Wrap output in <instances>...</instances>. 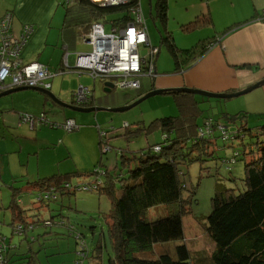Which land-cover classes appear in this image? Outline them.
<instances>
[{"label":"rangeland","instance_id":"374dc122","mask_svg":"<svg viewBox=\"0 0 264 264\" xmlns=\"http://www.w3.org/2000/svg\"><path fill=\"white\" fill-rule=\"evenodd\" d=\"M200 1L169 0L168 21L166 25H163L162 21L154 16L156 15V0H140L150 41L159 50L155 60L157 68L155 79L159 74L164 73L163 78L171 84H178L181 81L182 70H176L174 57L167 44L162 40L166 30L170 31L176 45L181 49L191 48L200 39L209 36L208 29L210 28H206L204 25L194 29L182 27L183 24H187L189 20L195 18L196 7L193 4L199 5ZM61 7L65 14V7ZM117 16L118 14H111L106 17L107 21L102 19L103 22L105 21L107 33L111 32V20ZM71 48L70 60L73 62L75 53L89 51L91 46L80 39ZM59 51L61 52L60 48ZM140 51L143 56L149 57L150 47H141ZM152 79V77H144L142 84L147 85ZM104 82L94 80L87 73L79 75L76 72L66 71L63 74H56L52 78L50 91L60 99L70 102L80 86H88L92 90L98 106L117 107L126 105L129 101L132 103L137 99L135 96L138 91L136 90H122L115 87L111 92H106ZM173 87L181 86L174 85ZM262 88L263 86H260L230 99L193 94L200 101L201 110H197L195 116L199 125H203L204 118L207 116L214 117L231 130L247 122L243 143L236 141L232 147L229 142H224L221 137H218L213 140L214 143L210 148L211 155H204L203 159L188 165H181L186 173L187 184L193 185L196 190V202L192 205V212L183 217V224L184 240L192 250L193 260L197 263L210 264L211 261L207 258L214 247V242L202 224L205 223L206 217L212 209L211 199L215 194L217 184L234 188L236 192L245 189V162L257 155L259 141L262 139L260 130L264 125V113L255 114L256 111L264 109L261 96ZM144 89L145 87L140 92H143ZM25 91L34 92L35 90L19 92ZM184 94L191 95L192 93L155 95L121 112L108 110L79 112L58 105L51 98L47 99L44 108L42 104L36 103L39 109L28 111L35 115L45 112L49 123L64 122L68 118H73L79 128L72 130L38 123L32 128L29 123L21 120L19 113H15L12 111L13 109L10 110L14 103L13 94L0 97V115L2 116L0 118V178L2 180L0 186V230L5 232L8 237L11 236L12 218L8 209L13 193L11 186H27L30 181L55 173H71L68 181L72 184L94 181L101 177L97 172H103L104 169L114 174H126L128 167H124L122 155L132 157L147 149L149 145L162 141L161 127L150 128V125L158 118L179 116L181 107L178 98L181 99ZM108 102L110 105H107ZM126 122L130 125L129 130L139 129V132L134 136H126L122 128ZM99 125L105 129L116 127L115 130L108 133L109 145L106 142H100ZM220 132L219 129H216L214 136H219ZM235 149L240 150L237 161L224 163L222 160L231 157ZM133 164L134 161L131 166ZM35 193L19 192V198L24 202L23 208L28 212L30 218L36 219V215L42 219L53 217L54 221L63 218L68 222V225L75 227L76 232L84 235L89 252L88 257L84 255L80 257L75 254L78 247L77 240L71 234L69 226L56 224L51 227L38 226L31 231L32 235L39 237L32 242V246L35 250H40L37 256L40 253L42 264H110L109 258L114 253L105 220V214L111 206V199L107 195L100 194L96 190L71 191L70 194L64 195L62 200L60 198L50 206L36 208V205L32 204ZM151 214L153 216L165 214V206L152 208ZM14 238L18 240L17 236ZM99 240L103 243V247L102 254L98 257L95 246ZM181 242L183 240L160 243L156 246L154 254L157 255L163 249L174 254L176 245ZM198 250H202L204 254L202 258L205 260L201 261V255L197 253ZM53 253L57 254L51 256ZM46 255L51 256L50 261H47ZM75 255L82 261H74Z\"/></svg>","mask_w":264,"mask_h":264},{"label":"trees","instance_id":"16d2710c","mask_svg":"<svg viewBox=\"0 0 264 264\" xmlns=\"http://www.w3.org/2000/svg\"><path fill=\"white\" fill-rule=\"evenodd\" d=\"M137 3L136 1L134 4ZM63 5L65 20L62 36L71 47L76 43V39L80 40L82 34L89 32L94 21L103 22L102 19L107 21L108 15L118 14L111 23L124 26L133 18L130 5L104 7L93 0H64ZM168 8V0H156L154 16L160 19L163 25L168 21ZM209 23L211 16L203 14L183 24L182 27L194 29ZM230 28L232 27H228L226 32ZM165 33L162 40L172 53L176 70L179 71L188 68L216 43L214 39H205L191 48L181 49L176 45L170 31L166 30ZM142 87L136 90L138 91L136 98L148 92V90L140 92ZM182 96L181 99L178 98L181 107L179 116L158 118L150 125V128L161 127L162 141L149 145L147 149L132 157L122 155L123 165L125 168L128 167L126 174H114L104 169L103 172H97L101 177L94 181L72 184L68 181L71 173H55L30 181L27 186H11L13 193L8 209L11 212L12 233L8 237L0 230V264H39L41 258L40 253L38 256L37 253L40 250H35L32 246V242L39 237L32 235L31 231L38 226L51 227L53 224L69 226L71 234L77 240L76 244L80 247L79 249L77 247L75 254L88 257L86 239L82 233L75 231L73 225H68L63 218L54 221L53 217L42 219L36 215V219H31L23 208V200L19 198V192H36L32 204L39 208L50 206L60 198L62 200L64 195L78 190H96L111 199V206L105 214L114 253L109 258L110 264H204L201 262L204 259L202 250L197 251L198 255H201V263H197L193 260L192 250L184 240L183 217L192 212V205L196 202V190L193 185L187 184L186 173L181 165H188L203 159L204 155H211L213 140L218 137L224 142H229L232 147L236 141L243 143L247 122L232 130L229 139H224L221 132L219 136H214L216 129L221 131L219 125L224 124L212 116H207L203 125H199L195 116L197 110H201L200 101L193 94ZM72 102L76 104L74 99ZM77 105H96L95 98L93 97L89 103ZM23 113L30 112H21V120ZM211 117L215 122L211 132H202L205 131L207 120ZM129 127L127 122L122 125L126 136H134L139 132V129L129 130ZM98 128L100 142L109 145L108 133L116 127L105 129L99 125ZM260 134L262 139L259 141L257 155L245 162V189L236 192L234 188H227L221 184L216 186L211 199L212 209L202 224L214 242V247L207 258L211 260L210 264H264V125L261 126ZM239 156L240 150L235 149L231 157L222 161L226 164L235 163ZM131 161H134L133 166ZM83 186L87 188L84 189ZM161 205L165 206V214L153 216L152 208ZM14 236H17L18 240ZM172 240H183L176 245L174 254L166 249L157 255L154 254L158 244ZM102 247L103 243L99 240L95 246L98 257L102 254ZM56 254L53 253L51 256ZM76 255L74 261H82ZM46 256L47 261H50L51 256Z\"/></svg>","mask_w":264,"mask_h":264},{"label":"crops","instance_id":"0c3cea01","mask_svg":"<svg viewBox=\"0 0 264 264\" xmlns=\"http://www.w3.org/2000/svg\"><path fill=\"white\" fill-rule=\"evenodd\" d=\"M63 1L0 0V19L6 12L12 11V27L15 32H20L24 24H32L35 27L34 34L22 50L23 61H37L56 72L65 68L63 57L67 46L70 52L68 63L70 66H74V59L73 62L70 60L72 55L70 43L62 36V26L65 20L64 10L61 7L64 6ZM168 4L170 6L169 0ZM193 6L196 7L195 18L203 14L211 16V23L205 25L206 28H210L208 29L209 36L200 40L214 39L216 43L206 54L193 61L187 69L182 71L181 81L178 84L169 83L163 78L164 73L159 74L155 79L156 72L154 79L150 80L147 85H142L145 87L144 90L150 91L155 87H173L175 85L211 92H233L263 79L264 18L262 14L264 0H201L199 5L194 3ZM228 27L232 28L226 32ZM52 78L50 79L51 84ZM262 86L261 96L264 102V85ZM35 91L11 93L14 103L10 110L13 109L12 111L17 114L24 111H35L39 109L36 103L42 104L44 108L49 96ZM107 105H110L109 102ZM260 113H264V109L255 112V114ZM41 263L42 259L39 264Z\"/></svg>","mask_w":264,"mask_h":264},{"label":"built area","instance_id":"2783aa9c","mask_svg":"<svg viewBox=\"0 0 264 264\" xmlns=\"http://www.w3.org/2000/svg\"><path fill=\"white\" fill-rule=\"evenodd\" d=\"M105 5H130L133 18L124 26L112 25L111 32L105 30V23L94 21L88 33L82 34L81 39L91 46L89 51L77 52L74 66H70L68 58L70 52L66 46L63 61L68 71L79 75L89 74L94 80L113 81L122 90H137L142 87L144 77L156 75L155 58L159 52L157 46L152 45L140 0H93ZM136 1L138 2L137 4ZM134 4V5H133ZM264 18V11L262 14ZM13 13L6 12L0 19V92L16 87H38L49 90L52 87L50 79L65 72L61 68L56 72L40 62H25L21 55L25 45L35 32L32 24H24L20 32L12 27ZM150 47L149 57L143 56L140 48ZM93 97L88 86H80L74 94V101L86 104ZM23 122L31 127L38 124H50L51 127H65L68 130L77 129L78 125L72 118L65 122H50L44 113L35 115L23 113ZM214 119L207 120L206 129L211 132ZM126 124V123H124ZM224 139H229L232 130L219 125ZM83 188H87L83 186Z\"/></svg>","mask_w":264,"mask_h":264},{"label":"water","instance_id":"95a60500","mask_svg":"<svg viewBox=\"0 0 264 264\" xmlns=\"http://www.w3.org/2000/svg\"><path fill=\"white\" fill-rule=\"evenodd\" d=\"M112 5H105L104 7H111ZM264 85V78L261 79L260 81L244 88L241 89L239 91H233V92H210V91H206V90H201V89H197V88H192V87H173V88H158L155 87L153 89H151L150 91H148L146 94L142 95L141 97L137 98L136 100H134L132 103H127L126 105H122V106H113V107H109V106H98V105H93V106H82V105H77V103H73L71 102H67L64 101L62 99H60L58 96H56L55 94H53L50 90H45V89H41L38 87H16V88H11L8 90H4L2 92H0V97L9 95L11 93L20 91V90H26V89H33L36 91H40L46 95L49 96V98H51L55 103H57L58 105L62 106V107H66V108H70L73 109L75 111H79V112H97L100 110H108V111H113V112H121V111H125L128 110L136 105H138L139 103L143 102L144 100L155 96V95H160V94H166L168 92H184V93H192V94H200V95H204L207 97H216V98H222V99H230L233 97H237L240 96L242 94L248 93L252 90H254L255 88H258L260 86ZM104 90L106 92H111L113 88H115V84L112 81H105L104 82Z\"/></svg>","mask_w":264,"mask_h":264},{"label":"flooded vegetation","instance_id":"af4514ba","mask_svg":"<svg viewBox=\"0 0 264 264\" xmlns=\"http://www.w3.org/2000/svg\"><path fill=\"white\" fill-rule=\"evenodd\" d=\"M153 79H154V77H153ZM89 105V104H88Z\"/></svg>","mask_w":264,"mask_h":264}]
</instances>
